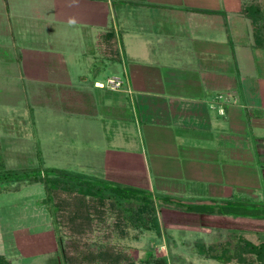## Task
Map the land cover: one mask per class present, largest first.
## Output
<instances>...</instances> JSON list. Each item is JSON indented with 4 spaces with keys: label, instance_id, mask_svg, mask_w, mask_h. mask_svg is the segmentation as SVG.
<instances>
[{
    "label": "crops",
    "instance_id": "crops-1",
    "mask_svg": "<svg viewBox=\"0 0 264 264\" xmlns=\"http://www.w3.org/2000/svg\"><path fill=\"white\" fill-rule=\"evenodd\" d=\"M243 4L0 0V51L26 52L42 74L62 67L52 71L56 86L71 90L72 137L81 147L77 170H63L169 199L162 208L171 212L241 197L264 206V50ZM104 34L115 36L119 60L99 57ZM115 76L122 89L96 86ZM33 216L37 222L13 228L15 261L62 264L48 207ZM224 231L222 240L239 233Z\"/></svg>",
    "mask_w": 264,
    "mask_h": 264
},
{
    "label": "rangeland",
    "instance_id": "rangeland-1",
    "mask_svg": "<svg viewBox=\"0 0 264 264\" xmlns=\"http://www.w3.org/2000/svg\"><path fill=\"white\" fill-rule=\"evenodd\" d=\"M22 55L25 56L26 52H15L12 49L0 51V162L3 165L0 169L21 171L45 166L77 170L75 152L81 147L74 145L75 138L72 137L77 123L71 116V90L66 93L57 87V75L52 71L62 67L47 66L46 68L51 69L50 72L42 74L40 63L31 60L28 55L22 59ZM27 66H32L34 70L26 69ZM70 72L74 83L76 74L73 70ZM137 148L128 147L130 150ZM97 156L99 160V153ZM5 185L12 189V182ZM4 187V184H0V190ZM15 187H20V190L13 193L11 190L8 195L0 192V256L11 261L13 259L12 264H18L15 261L16 251L13 249V228L20 230L37 222L38 219L33 216L34 211L47 206L40 200L46 195L44 184H18ZM153 202L156 204L158 217L166 225L160 234L146 232L140 239L129 242L138 262L145 260L152 252L166 256L170 264H215L216 261L201 257L196 252V245L202 241L208 242V246L227 241L232 234L222 240L223 230L225 233L226 230L239 232L264 240V218H224L218 213L200 214L184 207H178L171 212L163 209L169 208L171 203L168 204L162 199H154ZM174 204L173 202L172 205ZM170 213L174 214L173 218ZM169 223L172 224L170 227L167 225ZM168 227L176 233L178 240H174L175 235L169 232ZM35 232L32 235H37ZM56 237L58 243V236ZM183 238L190 239L191 242L185 243Z\"/></svg>",
    "mask_w": 264,
    "mask_h": 264
},
{
    "label": "trees",
    "instance_id": "trees-1",
    "mask_svg": "<svg viewBox=\"0 0 264 264\" xmlns=\"http://www.w3.org/2000/svg\"><path fill=\"white\" fill-rule=\"evenodd\" d=\"M242 11L253 22L255 47L264 50V0H244ZM99 43V57L119 60L114 35L100 36ZM7 182H12V193L20 190L15 187L18 184H44L43 202L52 215L64 264H170L166 256L152 252L138 262L129 245L146 232L161 233L150 192L45 166L21 171L0 169V184L5 186L1 193H11ZM166 202L171 203L169 199ZM177 205L195 213L264 218V206L246 197L213 206ZM196 252L218 264H264V240L244 233L233 234L217 245H196ZM0 264L12 261L0 256Z\"/></svg>",
    "mask_w": 264,
    "mask_h": 264
},
{
    "label": "built area",
    "instance_id": "built-area-1",
    "mask_svg": "<svg viewBox=\"0 0 264 264\" xmlns=\"http://www.w3.org/2000/svg\"><path fill=\"white\" fill-rule=\"evenodd\" d=\"M97 87L109 90H120L124 86V81L120 77H111L105 83H97Z\"/></svg>",
    "mask_w": 264,
    "mask_h": 264
}]
</instances>
